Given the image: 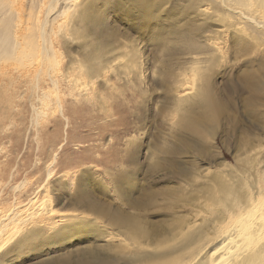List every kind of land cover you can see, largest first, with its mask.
Returning <instances> with one entry per match:
<instances>
[{
    "label": "rangeland",
    "instance_id": "obj_1",
    "mask_svg": "<svg viewBox=\"0 0 264 264\" xmlns=\"http://www.w3.org/2000/svg\"><path fill=\"white\" fill-rule=\"evenodd\" d=\"M253 205L264 0H0V264L198 249Z\"/></svg>",
    "mask_w": 264,
    "mask_h": 264
},
{
    "label": "bare ground",
    "instance_id": "obj_2",
    "mask_svg": "<svg viewBox=\"0 0 264 264\" xmlns=\"http://www.w3.org/2000/svg\"><path fill=\"white\" fill-rule=\"evenodd\" d=\"M234 9L237 15H243L242 8ZM258 210V206L255 205L247 209L240 218L235 221L231 220L217 233L215 240L211 244L202 245L198 249H192V245L203 240L206 235L200 231L197 234L188 236V239L183 244L175 248L159 251L155 254L148 253L128 258L125 264H151L152 262L154 264V262L159 260L163 261L162 259L166 260L165 263L168 260V264H193L198 259L195 264H253L255 263L254 258L263 257L260 250H254L253 248V245L260 242L261 238H264V211L258 212ZM21 211L15 212L16 216L14 217L18 223L21 220L24 221L27 217H24V211ZM3 232L5 231L0 229V235ZM260 264H264V260Z\"/></svg>",
    "mask_w": 264,
    "mask_h": 264
},
{
    "label": "snow or ice",
    "instance_id": "obj_3",
    "mask_svg": "<svg viewBox=\"0 0 264 264\" xmlns=\"http://www.w3.org/2000/svg\"><path fill=\"white\" fill-rule=\"evenodd\" d=\"M74 219H80V218L62 217L59 224L40 222V223H37L36 225L32 226L30 229L37 228V227H46V228H48L49 231H56L58 228H60V226L62 224L68 222L69 220H74ZM30 229L26 230L25 233L28 232Z\"/></svg>",
    "mask_w": 264,
    "mask_h": 264
}]
</instances>
